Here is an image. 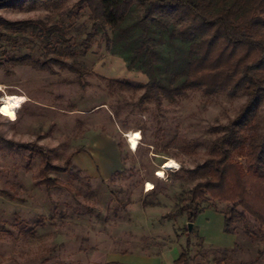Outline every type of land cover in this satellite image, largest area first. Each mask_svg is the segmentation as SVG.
I'll list each match as a JSON object with an SVG mask.
<instances>
[{
  "label": "rangeland",
  "instance_id": "374dc122",
  "mask_svg": "<svg viewBox=\"0 0 264 264\" xmlns=\"http://www.w3.org/2000/svg\"><path fill=\"white\" fill-rule=\"evenodd\" d=\"M77 1H0V19L41 23L0 26V100L23 99L0 114V264H86L96 251L156 255L173 247L186 250L190 264H264V229L250 216L229 226L235 244L221 251L205 248L193 226L184 232L185 212L171 216L203 180L197 167L215 128L236 116L245 95L187 91L174 101L141 100L146 76L127 67L112 31ZM144 16L134 6L128 21ZM163 18L181 25L175 16ZM257 132L264 133V96ZM135 133L131 149L127 136ZM101 138L118 146L122 164L105 180L80 167L85 160L97 170L92 152ZM71 155L66 171L43 168V157L62 167ZM232 207L208 196L201 204L227 215Z\"/></svg>",
  "mask_w": 264,
  "mask_h": 264
},
{
  "label": "trees",
  "instance_id": "16d2710c",
  "mask_svg": "<svg viewBox=\"0 0 264 264\" xmlns=\"http://www.w3.org/2000/svg\"><path fill=\"white\" fill-rule=\"evenodd\" d=\"M75 5L85 6L91 21L109 28L127 67L146 76L141 100L159 101L162 96L174 101L187 91L245 95L236 116L215 128L218 135L197 167L203 180L191 189L187 205L171 216L185 212L187 223L194 224L208 196L233 205L228 215L223 214L224 233L229 234V226L244 221L245 215L264 229V133L257 132L258 100L264 96V0H78ZM134 6L145 16L129 22ZM165 15L175 16L181 25L175 29ZM31 25L41 23L0 19L6 28ZM43 30L61 36L59 29ZM70 70L81 73L77 64ZM71 158L62 167H53L43 157V168L66 171ZM43 182L57 184L45 176ZM187 260L182 250L175 263Z\"/></svg>",
  "mask_w": 264,
  "mask_h": 264
},
{
  "label": "crops",
  "instance_id": "0c3cea01",
  "mask_svg": "<svg viewBox=\"0 0 264 264\" xmlns=\"http://www.w3.org/2000/svg\"><path fill=\"white\" fill-rule=\"evenodd\" d=\"M92 155L95 156L97 170L93 164L81 160L80 167L87 171L89 175L109 179L115 172H119L122 167L118 146L109 139H100L97 146L93 147ZM79 156L85 155L83 152ZM80 162V161H79ZM94 174V175H93ZM192 226L202 240L205 248L214 251L231 250L235 244V237L223 231L224 216L215 210H204L196 218ZM180 250L173 247L156 255L142 253H129L118 251H96L88 255L86 264H176ZM191 259L185 264H190ZM206 264H222L215 260H208Z\"/></svg>",
  "mask_w": 264,
  "mask_h": 264
},
{
  "label": "bare ground",
  "instance_id": "6f19581e",
  "mask_svg": "<svg viewBox=\"0 0 264 264\" xmlns=\"http://www.w3.org/2000/svg\"><path fill=\"white\" fill-rule=\"evenodd\" d=\"M22 101L23 99L17 95H9L3 97L2 100H0V109H3V111H0V114L3 116H8L12 112V109ZM127 137L130 148L134 149L137 144L136 139H138L137 133H135L134 135L131 134ZM172 164H173L172 161H169L166 164V169H170L172 167ZM162 176L163 174L161 173L160 177Z\"/></svg>",
  "mask_w": 264,
  "mask_h": 264
},
{
  "label": "water",
  "instance_id": "95a60500",
  "mask_svg": "<svg viewBox=\"0 0 264 264\" xmlns=\"http://www.w3.org/2000/svg\"><path fill=\"white\" fill-rule=\"evenodd\" d=\"M1 1V0H0ZM191 228H192V224H187V229H188V231H190L191 230Z\"/></svg>",
  "mask_w": 264,
  "mask_h": 264
},
{
  "label": "snow or ice",
  "instance_id": "6c2138e0",
  "mask_svg": "<svg viewBox=\"0 0 264 264\" xmlns=\"http://www.w3.org/2000/svg\"><path fill=\"white\" fill-rule=\"evenodd\" d=\"M0 111H3V109H0Z\"/></svg>",
  "mask_w": 264,
  "mask_h": 264
}]
</instances>
